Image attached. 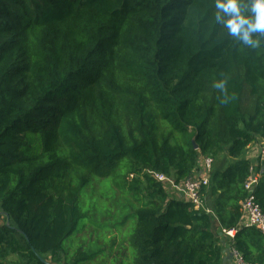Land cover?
I'll use <instances>...</instances> for the list:
<instances>
[{"label": "trees", "instance_id": "16d2710c", "mask_svg": "<svg viewBox=\"0 0 264 264\" xmlns=\"http://www.w3.org/2000/svg\"><path fill=\"white\" fill-rule=\"evenodd\" d=\"M214 12L212 0H0V264H221L214 221L264 264V235L239 227L245 152L264 140V37L243 47ZM205 156L216 164L200 209L148 173L181 182ZM112 168L122 220L90 239L81 196Z\"/></svg>", "mask_w": 264, "mask_h": 264}, {"label": "built area", "instance_id": "2783aa9c", "mask_svg": "<svg viewBox=\"0 0 264 264\" xmlns=\"http://www.w3.org/2000/svg\"><path fill=\"white\" fill-rule=\"evenodd\" d=\"M264 152V150H263ZM264 154V153H263ZM214 159L212 156L203 157V163L201 165L200 174L184 179L181 182L175 181V179L166 176L163 173L151 172L156 181L161 183L165 190L175 192L179 195L178 199H184L191 202L196 209H200L204 206L202 189L210 184V170L213 165ZM252 171L247 181L244 184V188L247 190L248 195L242 205V217L241 226L254 227L260 230L264 235V212L256 201L255 190L259 182L258 174ZM225 234L232 240L236 234V230H224ZM231 255L234 260V264H251L246 262L243 255L232 247Z\"/></svg>", "mask_w": 264, "mask_h": 264}, {"label": "clouds", "instance_id": "9594fccd", "mask_svg": "<svg viewBox=\"0 0 264 264\" xmlns=\"http://www.w3.org/2000/svg\"><path fill=\"white\" fill-rule=\"evenodd\" d=\"M215 9L213 22L222 26L228 37L239 45L255 49L264 37V0H212ZM223 94V103L234 99L229 96L228 82L221 78L214 84Z\"/></svg>", "mask_w": 264, "mask_h": 264}, {"label": "rangeland", "instance_id": "374dc122", "mask_svg": "<svg viewBox=\"0 0 264 264\" xmlns=\"http://www.w3.org/2000/svg\"><path fill=\"white\" fill-rule=\"evenodd\" d=\"M109 173L111 176L107 180L100 182V184L98 178L92 176L91 185L82 193L80 203L84 218L81 220L80 226L88 227L85 231L87 232V238L88 232L98 228L104 221L110 218H113L110 222L122 220L120 214L113 215V187L112 180H110V178H113V168L109 170ZM108 225L110 229H113L110 223ZM85 242L86 239L84 237L79 239L77 235H74L70 240V244L74 245L73 249L79 248ZM99 244L101 246L103 245L101 242Z\"/></svg>", "mask_w": 264, "mask_h": 264}, {"label": "crops", "instance_id": "0c3cea01", "mask_svg": "<svg viewBox=\"0 0 264 264\" xmlns=\"http://www.w3.org/2000/svg\"><path fill=\"white\" fill-rule=\"evenodd\" d=\"M263 150H264V140H257L255 142L251 143L247 147V150H246L245 156H244V158L246 160H249L251 162L253 169H254L253 171L256 172V174H258L257 176H258L259 180L263 176V173H262L261 169L258 171L257 168L261 167V164L264 160ZM229 161L234 162L233 159H230ZM198 162H199L198 166H197L196 170L194 171L193 176H197L200 174L201 165L203 163V158L200 157ZM214 164H216V161L214 162ZM169 197L171 199H175V198L180 197V196L175 194V192L169 191ZM217 199H218V195L212 197L208 193L205 196V205L208 206V209L210 210L211 214H213V215H214L213 212L215 209V201ZM241 222H242V220H240V222H239V227H243V226H241ZM3 223H5V221H4L3 215L0 211V226L3 225ZM212 229L224 247V255H223V259L221 261V264H234V260L232 259V255H231V251H230L231 239L229 238V236H227L225 234V232H224L225 229H223V227L221 226L220 223H218V221H214ZM230 230H233V229H230ZM84 235L87 237V233H84ZM88 238L92 239V237H89V235H88ZM18 260H19V258L16 255H10L9 257H7V261H9V262H17ZM49 263L53 264V263H51V260L49 261Z\"/></svg>", "mask_w": 264, "mask_h": 264}, {"label": "water", "instance_id": "95a60500", "mask_svg": "<svg viewBox=\"0 0 264 264\" xmlns=\"http://www.w3.org/2000/svg\"><path fill=\"white\" fill-rule=\"evenodd\" d=\"M3 214H5L6 217L8 218V220H7V224L9 225V224H10V220H9L8 214H7V213H3ZM44 262H45V261H44ZM46 264H50V263H49V262H46Z\"/></svg>", "mask_w": 264, "mask_h": 264}]
</instances>
